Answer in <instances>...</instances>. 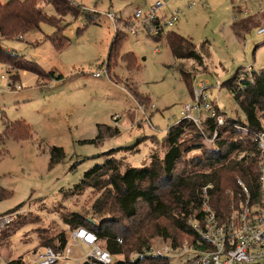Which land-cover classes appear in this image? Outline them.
<instances>
[{
	"label": "rangeland",
	"instance_id": "rangeland-1",
	"mask_svg": "<svg viewBox=\"0 0 264 264\" xmlns=\"http://www.w3.org/2000/svg\"><path fill=\"white\" fill-rule=\"evenodd\" d=\"M155 1L73 0V5L79 6V16L61 19L60 26L70 23L64 31L69 45L61 52L46 39L54 31L47 24H41L21 40L3 41L6 49L37 63L45 71L55 69L63 80L53 86L51 81H37L33 74L19 72L16 85H21V89H9L11 75L7 73V66L0 63V133L3 120L22 121L31 129L28 140H6L0 145V186L11 193L0 202V215L15 209L12 224L0 234V264L41 248L43 238L65 232L69 227L61 220L63 214L96 218L92 205L109 189H85L79 195H72L70 189L80 182L85 172L107 159L121 160L124 169L148 165L153 150L162 157L166 150L163 143L166 132L181 121L182 107L194 104L191 91L200 90V82L207 86L205 93L209 101L225 114L223 119L244 120L223 84L236 71L248 67L253 72L264 70V36H258L256 29H252L242 38H234L230 26L235 12L230 0H172L164 7L166 13L173 9L181 11L178 22L169 30L192 40L203 57L202 66L198 67L192 60H175L164 40L159 43L144 35L129 37L117 30L124 38L120 55L132 53L137 59L136 68L127 71L118 59L110 63L107 74L103 73L114 25L103 14H81V10L115 12L124 20L135 8L147 11L148 5ZM195 1L198 5L189 7ZM44 11L55 15L50 5L44 6ZM82 23L86 28L78 34L77 29L84 28L80 27ZM255 25L264 26V17L255 20ZM181 71L191 75L184 79ZM98 72L101 77H94ZM217 83L222 85L220 89L215 88ZM134 93L141 99L134 98ZM145 97L149 98L150 105L142 100ZM137 105L149 109L153 129L141 122ZM206 117L203 112L202 118ZM98 125L117 127L119 134L101 143H92ZM197 129L201 131L200 126ZM185 132L184 141L192 135L189 128ZM200 135L202 149L188 152L177 172L184 168L199 169L196 164L217 141L242 138L238 142L247 146L245 139L248 138L237 132L225 133L216 139L207 133ZM249 140L253 143L252 138ZM53 148L60 149L59 161L54 163L50 161ZM249 148L248 153H233L231 159L239 161L246 155L258 162L256 147ZM108 217L117 219L118 215Z\"/></svg>",
	"mask_w": 264,
	"mask_h": 264
},
{
	"label": "trees",
	"instance_id": "trees-1",
	"mask_svg": "<svg viewBox=\"0 0 264 264\" xmlns=\"http://www.w3.org/2000/svg\"><path fill=\"white\" fill-rule=\"evenodd\" d=\"M46 5L52 6L55 15H48L44 11ZM73 6V0H8L5 3L0 2V63L11 68L7 73L11 75L9 79L12 82L18 80L19 72L31 73L38 80L48 82L59 81L63 78L54 70L44 71L37 63L25 60L23 56L6 49L3 41L21 40L25 34L38 30L41 24H47L54 31L50 36H46V39L55 50L61 52L69 45L64 31L70 23L64 24V26L59 24L62 23L61 19L65 16L69 15L75 19L79 16V6ZM255 20L257 19L254 17L234 20L230 26L233 35L237 39L242 38L257 27ZM85 28H78L77 33L80 34ZM152 38L159 43L164 40L175 60H192L198 67L203 65V57L191 39L184 38L171 30H161L158 35ZM123 40L124 38L120 37L118 33L114 34L108 50L107 71L110 68V63L118 59L124 64L127 71L136 68L135 61L137 59L132 53L120 55L119 51ZM181 73L184 79L191 75L185 71H181ZM238 74L239 71H236L223 86L232 95L244 120L242 122L235 121L225 116L224 121L227 125L218 127L217 130L218 137L225 133L237 132L248 138L245 139L246 147L242 145V142H238L242 138L231 140V142L217 141L212 150L204 154L205 158L196 164L199 169L184 168L177 172L178 165L182 164L183 158L188 152L202 149L200 133L212 136L216 128L215 120L208 116L202 118L201 131L192 121L181 120L166 132L163 142L166 150L162 157L155 155L153 150L149 154L148 165L123 169L121 160L110 158L103 164L95 165L85 172L83 178L70 189V192L72 195H79L85 189L101 191L107 187L109 190L92 205L93 215L98 219L70 213L62 215V222L69 228L84 227L99 238L107 239L106 248L111 253H128L132 250H141L147 246L150 239L156 236L169 238L174 245H179L184 240L194 239V232L188 226L187 221L199 217V195L201 189L206 185L211 186V189L208 190L211 206L222 217L230 212L231 206L237 209L240 203L246 200L237 181H240L247 190L250 202L256 203L259 198L257 160L245 156L239 161H234L231 156L237 152L248 153L249 147L255 146V143L252 140L253 143H251L249 138L251 139L252 135L261 130L259 117L264 116V70L253 72L252 83L245 80L238 84L236 82ZM132 96L136 99L139 98L135 93ZM142 100L150 105L148 97ZM213 109L222 117L225 115L214 105ZM2 123L0 145H4L6 140L22 141L31 138V129L24 122L3 120ZM235 126L246 128L248 133L238 130ZM186 128L191 130L192 135L190 139L184 141ZM96 130L95 139L90 141L96 144L119 134L117 127L98 125ZM151 138L157 140L155 136ZM139 140L141 141V138ZM59 157L60 149L53 148L50 161L58 162ZM10 196L11 193L0 186V202ZM14 210L5 214H14L12 212ZM108 215H118V218L112 219ZM64 238V232L43 238L39 247L53 246L57 240L64 244ZM116 238L122 240L121 245L115 243ZM22 259L23 257H19L10 261V264H24Z\"/></svg>",
	"mask_w": 264,
	"mask_h": 264
},
{
	"label": "built area",
	"instance_id": "built-area-1",
	"mask_svg": "<svg viewBox=\"0 0 264 264\" xmlns=\"http://www.w3.org/2000/svg\"><path fill=\"white\" fill-rule=\"evenodd\" d=\"M172 0H157L149 4L147 11L141 7L134 9L132 14L121 19L115 12L99 13L88 8L81 10V14H103L113 23L115 33L117 30L125 36L137 37L144 35L152 38L161 30H169L178 22L181 11L173 9L164 13V7ZM235 12L234 20L238 21L248 17L260 19L264 16V0H230ZM146 3V2H144ZM189 7L197 6L191 2ZM83 24V23H82ZM80 24V27L84 26ZM256 34L264 36V26L256 27ZM114 33V34H115ZM11 70L7 66V71ZM107 74V70H103ZM253 69L245 68L239 71L237 83L242 81L253 82ZM94 77H101V73H94ZM245 76V77H244ZM3 79L4 77L1 76ZM200 90H193L194 104L182 107L181 120H190L198 128L202 121V113L216 122L212 137H218V127L226 125L222 115L217 114L213 104L206 95L207 86L199 83ZM221 84H215L220 89ZM8 88L19 90L21 85L8 80ZM153 107H151L152 109ZM149 110V109H148ZM148 110L140 105L136 112L141 115L150 128L153 126L148 117ZM196 114V116H194ZM261 130L252 135L258 153V183L259 198L256 203H251L248 192L240 181L246 200L240 203L237 209L230 207V212L220 216L211 206L206 185L200 192L199 217L187 221L194 232V239L184 240L179 245H174L169 238L156 236L150 239L147 246L141 250L111 253L106 248L107 239L99 238L95 233L84 227L67 228L64 244L57 240L53 246L41 247L23 257L24 264H264V116L259 117ZM241 131L248 133L244 127ZM246 156V155H245ZM242 156V157H245ZM14 214L0 215V233L4 232L13 222ZM117 245L122 244L120 238L115 239ZM4 264H10L3 261Z\"/></svg>",
	"mask_w": 264,
	"mask_h": 264
},
{
	"label": "crops",
	"instance_id": "crops-1",
	"mask_svg": "<svg viewBox=\"0 0 264 264\" xmlns=\"http://www.w3.org/2000/svg\"><path fill=\"white\" fill-rule=\"evenodd\" d=\"M164 13H166V12H164ZM230 32H231V34L233 35V33H232V30H231V27H230ZM234 36V35H233ZM234 38L235 39H237L235 36H234ZM105 68H106V66H105ZM57 74H59L55 69H53ZM45 71V70H44ZM61 75V74H60ZM35 76V75H34ZM36 77V76H35ZM63 77V76H62ZM97 78V77H96ZM100 78V77H99ZM36 79H37V77H36ZM63 80V78L61 79V80H59V81H57V80H52L51 81V83H53V86L55 85V86H57V84H60L61 83V81ZM37 81H38V79H37ZM111 81V80H110ZM50 82V81H49ZM112 82V81H111ZM49 86H50V84H49ZM52 88V87H51ZM128 93V92H127ZM129 94V93H128ZM131 96V95H130ZM132 98V97H131ZM132 100L135 102V100L132 98ZM135 104H136V102H135Z\"/></svg>",
	"mask_w": 264,
	"mask_h": 264
}]
</instances>
